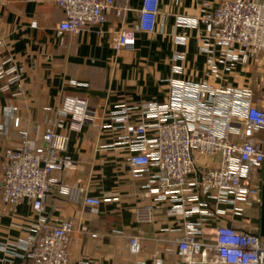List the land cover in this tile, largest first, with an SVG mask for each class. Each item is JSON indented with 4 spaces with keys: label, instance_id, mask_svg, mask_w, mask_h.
<instances>
[{
    "label": "built area",
    "instance_id": "built-area-1",
    "mask_svg": "<svg viewBox=\"0 0 264 264\" xmlns=\"http://www.w3.org/2000/svg\"><path fill=\"white\" fill-rule=\"evenodd\" d=\"M54 1L66 14L57 26L59 33L96 26L101 32L108 12L115 9L122 14L124 9L116 0ZM201 3L197 21L205 25L199 38V51L205 55L207 66L203 79L191 82L170 78L172 92L165 102L119 105L108 123L121 131L112 145L129 150L127 159L136 175L153 169L143 193L152 200L136 207L137 221L152 223L156 202L168 203V215L182 216L175 228L179 232L169 239L167 247L177 255L172 264H264V236L231 224L233 215L262 203V186L254 183V175L264 165V137L258 135L264 130V96L256 97L251 84H229L239 65L263 60L264 0ZM159 13L160 0H143L135 27L117 31L114 47H134L135 30L154 31ZM0 82L12 95L24 90L20 67L4 38H0ZM260 85L264 94V79ZM6 109L12 112L18 106ZM68 114L72 116L69 128L80 129L93 114L88 98L75 96L59 111L57 119L48 117L50 126L42 142L35 143L31 131L21 129L20 144L6 148L1 162L2 201L16 205L30 199L38 214L35 227L41 233L25 243V255L32 264H69L75 223L71 218L48 221L46 199L53 189L94 207L102 201V197L87 195L82 187L62 182L54 174L75 165L63 154L69 134L56 131L57 126L66 124ZM134 115L139 119L131 122ZM11 118L19 127L20 116ZM0 132L5 133V129ZM8 246L1 244L4 249ZM128 248L140 252L142 235H130ZM152 264L171 263L156 254Z\"/></svg>",
    "mask_w": 264,
    "mask_h": 264
},
{
    "label": "crops",
    "instance_id": "crops-1",
    "mask_svg": "<svg viewBox=\"0 0 264 264\" xmlns=\"http://www.w3.org/2000/svg\"><path fill=\"white\" fill-rule=\"evenodd\" d=\"M116 1L124 7L122 14L115 9L108 12L101 32L96 26L59 33L57 26L66 14L54 0H0V38L6 40L24 79L19 95L4 90L0 82V127L5 129V133L0 132V189L5 149L20 144V130L29 129L34 142H42L50 126L48 117L57 119L70 99L86 96L93 114L81 128H69L71 114L65 116L66 124L56 127L57 132L69 134L63 154L75 165L54 174L62 182L82 187L87 195L102 197V201L94 207L72 200L56 188L46 199L45 214L50 223L74 220L69 264H152L156 254L172 264L177 255L167 247L169 239L179 232L175 228L182 216L168 215V203L156 202L155 220L137 221L136 207L152 200L143 193L153 169L134 173L127 159L129 150L112 145L120 129L108 123L122 103L169 100L170 78L191 82L203 79L207 66L205 55L199 51V38L205 25L197 21L202 0H160L156 29L135 30L134 47L119 49L113 44L115 34L122 27H135L143 0ZM262 79L264 57L258 64L239 65L229 84H251L256 97H263ZM10 105L18 109L9 112L6 107ZM12 115L20 116L19 127L13 124ZM138 119L134 115L131 122ZM258 135L264 137V130ZM262 168L254 175V183L261 186ZM261 204L254 203L243 214L233 215L231 224L259 233ZM37 221L30 199L13 205L2 201L0 192V264H32L25 255V243L41 233L35 227ZM135 234L142 235L138 253L128 248L129 236ZM3 243H8V248L1 247Z\"/></svg>",
    "mask_w": 264,
    "mask_h": 264
},
{
    "label": "water",
    "instance_id": "water-1",
    "mask_svg": "<svg viewBox=\"0 0 264 264\" xmlns=\"http://www.w3.org/2000/svg\"><path fill=\"white\" fill-rule=\"evenodd\" d=\"M263 172V183H262V204H261V223H260V231L259 234L264 236V165L262 168Z\"/></svg>",
    "mask_w": 264,
    "mask_h": 264
}]
</instances>
